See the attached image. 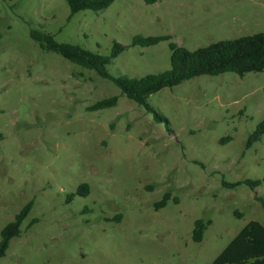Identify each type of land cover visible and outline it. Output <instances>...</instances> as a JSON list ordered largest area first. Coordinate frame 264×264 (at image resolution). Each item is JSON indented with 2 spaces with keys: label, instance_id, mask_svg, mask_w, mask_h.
Instances as JSON below:
<instances>
[{
  "label": "rangeland",
  "instance_id": "obj_1",
  "mask_svg": "<svg viewBox=\"0 0 264 264\" xmlns=\"http://www.w3.org/2000/svg\"><path fill=\"white\" fill-rule=\"evenodd\" d=\"M32 29L102 55L120 43L108 71L140 78L170 68L169 42L195 50L264 32V0H114L71 18L65 0H0V232L33 202L0 264H210L250 221L264 227V137L246 147L264 120V70L163 88L148 98L158 122L42 50ZM137 35L170 40L132 46ZM246 180L261 184L224 186ZM83 183L89 194L68 201ZM196 220L210 221L200 242Z\"/></svg>",
  "mask_w": 264,
  "mask_h": 264
},
{
  "label": "trees",
  "instance_id": "obj_2",
  "mask_svg": "<svg viewBox=\"0 0 264 264\" xmlns=\"http://www.w3.org/2000/svg\"><path fill=\"white\" fill-rule=\"evenodd\" d=\"M69 8V18L83 10L94 12L108 8L114 0H65ZM158 0H143L146 5L155 4ZM30 37L42 50L53 52L69 62L84 69L95 72L97 76L112 82L120 90V94L143 107L147 113L152 114L154 120L161 122L163 117L148 103L150 95L163 88H172L194 77L208 75L217 76L226 72H232L243 77L250 72L264 70V32L250 36H242L230 40H221L207 46L188 50L173 42L168 43L170 55V68L160 73L147 74L140 78L115 77L108 71L111 61L119 56L126 46L114 42L108 55H102L84 49L70 43H59L54 37L44 31L32 29ZM169 36L144 37L134 36L132 46L149 47L162 41H169ZM118 96L96 102L89 107L90 111H98L113 107L117 104ZM264 137V120L257 124L254 131L248 137L246 147L260 141ZM3 135L0 133V141ZM226 137L224 141H229ZM239 184L255 189L261 184L260 180H246L242 183L224 184L235 187ZM90 187L83 183L78 186L77 192L68 197L72 201L74 196L86 197ZM264 211V199L255 197ZM170 200L169 193L155 203V208L166 206ZM177 200L175 199V202ZM33 202H28L23 209L15 215L0 232V258H2L10 241L21 233V225L30 212ZM121 215L114 220L120 221ZM210 221L196 220L192 231V240L200 242ZM210 264H264V227L257 221H250L229 242V244L216 256Z\"/></svg>",
  "mask_w": 264,
  "mask_h": 264
}]
</instances>
